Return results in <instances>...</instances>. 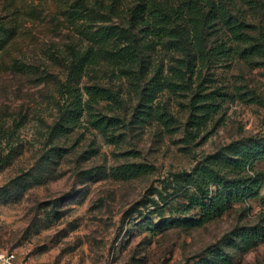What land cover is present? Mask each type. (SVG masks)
<instances>
[{
    "label": "rangeland",
    "instance_id": "1",
    "mask_svg": "<svg viewBox=\"0 0 264 264\" xmlns=\"http://www.w3.org/2000/svg\"><path fill=\"white\" fill-rule=\"evenodd\" d=\"M252 17L251 32L264 42V13ZM119 20L99 11L72 19L63 0H0V127L10 129L6 137L0 131V250L31 264H200L222 247L228 264H264V238H231L241 227L264 225L260 196L191 227L179 220L198 209L185 210L189 201L176 192L185 185L176 176L203 155L264 137V57L254 64L237 56L209 70L208 90L227 92L228 100L187 148V115L177 100L176 132L128 121L118 142L89 125L51 141L73 49L97 42ZM110 76L101 67L80 83L120 85ZM125 96L127 106L137 102ZM134 164L147 171L130 173ZM256 171H264V158Z\"/></svg>",
    "mask_w": 264,
    "mask_h": 264
},
{
    "label": "trees",
    "instance_id": "2",
    "mask_svg": "<svg viewBox=\"0 0 264 264\" xmlns=\"http://www.w3.org/2000/svg\"><path fill=\"white\" fill-rule=\"evenodd\" d=\"M63 2L72 19L99 11L120 20L106 25L97 42L73 49L68 78L58 88L51 141L89 125L109 142H118L124 133L119 131L127 128L128 121L136 125L157 122L165 130L176 132L180 117L172 101L177 100L187 115L183 130L187 148L208 129L228 100L227 92L208 90L209 70L237 56L254 64L260 63L257 58L264 57V42L251 32L256 26L252 15L264 13V0ZM101 67L112 74L111 78L119 79L120 85L99 80L81 85L85 74ZM125 95L137 102L127 106ZM163 95L168 96L166 100L161 99ZM240 95L244 96V92L240 91ZM9 130L0 127L3 137ZM259 158H264V137L246 138L203 155L189 170L179 173L176 180L185 185L177 187L176 192L188 199L185 210L198 209L195 216L179 221L191 227L203 226L223 215L234 202L256 196L264 206V171L250 173ZM129 170L134 174L147 171V167L134 164ZM251 237L264 238V225L241 227L231 235L246 241ZM229 260L219 247L212 249L210 257L200 264H228Z\"/></svg>",
    "mask_w": 264,
    "mask_h": 264
},
{
    "label": "built area",
    "instance_id": "3",
    "mask_svg": "<svg viewBox=\"0 0 264 264\" xmlns=\"http://www.w3.org/2000/svg\"><path fill=\"white\" fill-rule=\"evenodd\" d=\"M0 264H31L27 258H20L14 251L0 250Z\"/></svg>",
    "mask_w": 264,
    "mask_h": 264
}]
</instances>
